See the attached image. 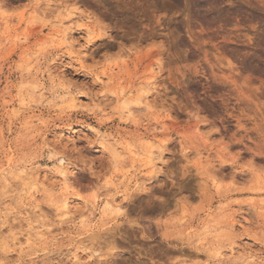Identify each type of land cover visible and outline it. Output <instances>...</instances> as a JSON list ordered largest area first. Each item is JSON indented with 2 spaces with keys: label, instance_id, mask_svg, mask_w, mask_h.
Returning <instances> with one entry per match:
<instances>
[{
  "label": "rangeland",
  "instance_id": "374dc122",
  "mask_svg": "<svg viewBox=\"0 0 264 264\" xmlns=\"http://www.w3.org/2000/svg\"><path fill=\"white\" fill-rule=\"evenodd\" d=\"M263 53L264 0H0V264H264ZM61 158L83 198L65 224L63 184L19 177ZM35 204L51 232L27 242Z\"/></svg>",
  "mask_w": 264,
  "mask_h": 264
},
{
  "label": "bare ground",
  "instance_id": "6f19581e",
  "mask_svg": "<svg viewBox=\"0 0 264 264\" xmlns=\"http://www.w3.org/2000/svg\"><path fill=\"white\" fill-rule=\"evenodd\" d=\"M206 2V1H205ZM213 8V7H212ZM221 10V9H220ZM242 11V10H241ZM220 12V11H219ZM233 12V11H232ZM70 13H72V12H70ZM236 13V12H235ZM219 14V16H221L220 15V13H218ZM249 14V13H248ZM254 14V13H253ZM231 15V14H230ZM204 16H206V15H204ZM207 17V16H206ZM248 19V18H247ZM62 21H61V26H62V29H59V32L60 33H62L63 34V37H64V39L66 40H68L69 38H70V40L72 39V34H69L68 32H66V29H64V27L63 26H67V25H69V26H72V25H74V24H76V23H79L80 22V20L77 18V17H75V16H72V15H70V14H68V15H66L65 16V18H63V19H61ZM202 20V19H201ZM211 20V19H210ZM233 20H234V23L233 24H237L238 23V21L236 20V18H233ZM203 22V21H202ZM207 22V21H206ZM217 22V21H216ZM218 22H220V21H218ZM220 23H222V22H220ZM219 23V25H221ZM223 23H225L224 21H223ZM215 24V23H214ZM226 24H228V23H226ZM217 25V24H216ZM208 28V27H207ZM239 28V27H238ZM209 29V28H208ZM242 29V28H241ZM82 31H84L85 33H87L88 34V36L90 35V34H92V31H93V29L91 28V27H89V26H85L84 28H82ZM227 31V30H226ZM225 31V29H224V32H226ZM232 31V30H231ZM231 31H229V33H232ZM214 33V32H213ZM221 33V32H220ZM246 34V33H245ZM71 37H70V36ZM208 35V34H207ZM215 35V34H214ZM217 35V34H216ZM215 35V36H216ZM227 36L228 35H230V34H228V31H227V34H226ZM232 35H233V33H232ZM205 36V35H204ZM225 36V35H224ZM262 36V35H261ZM90 37V36H89ZM214 37V36H213ZM226 37V36H225ZM229 37V36H228ZM227 37V38H228ZM237 40L236 41H240V39L242 40V42L240 41V43H245L247 46H251V45H253V44H255L253 41H254V39H252L251 37H248L247 35H244L243 34V36H242V34H239L238 35V33L237 34H235V36H234ZM234 37H233V39H234ZM244 37V38H243ZM215 39H217V38H215ZM222 39V38H221ZM229 39V38H228ZM230 39H232V38H230ZM239 39V40H238ZM66 40V41H67ZM69 40V41H70ZM227 40V39H226ZM253 40V41H252ZM91 42V41H90ZM252 42H253V44H252ZM199 44V43H198ZM207 45V44H206ZM217 45V44H216ZM258 45V44H257ZM205 46V45H204ZM220 47V46H219ZM230 48V47H229ZM237 48V47H236ZM245 49H246V47H244ZM257 48V47H256ZM226 50V49H225ZM244 50V49H243ZM247 50H248V48H247ZM220 53V52H219ZM218 53V55H221V54H219ZM246 53V52H245ZM210 54H212V53H210ZM264 54V53H263ZM71 55L76 59V61H80L81 62V57L78 55V54H76V53H71ZM237 55H239V54H237ZM251 55H252V53H251ZM210 56H212L213 57V54L212 55H210ZM228 56V55H227ZM235 57V56H234ZM242 57V56H241ZM220 59H222L221 58V56L219 57ZM213 59V58H212ZM215 61V60H214ZM251 68V67H250ZM226 71V70H225ZM241 73V72H240ZM243 74V73H242ZM242 74H241V77H242ZM239 75V74H238ZM233 76V75H232ZM240 77V76H239ZM101 79V78H100ZM247 79V78H246ZM38 87H40L39 88V90H43L44 89V87L45 86H43V85H38ZM39 90H37V91H39ZM68 92V94H65L66 95V97H67V101L68 102H70L71 104H72V106L74 105V106H78L80 103H82L83 104V102H82V100L80 99V96L79 95H77L76 93H73V92H70V91H67ZM142 97H143V95H140V96H138L136 99H134V100H126V101H123V107H124V109L126 108V109H129L130 110V106H131V104H134V105H136V104H142L143 103V99H142ZM139 107V106H138ZM133 108V107H132ZM135 108H136V106H135ZM31 118H32V116H31ZM97 133H100V135H101V142H102V144L104 145V146H106V147H108L109 148V150L110 151H112V154H113V156L115 157V158H119L120 156H121V152L123 151V148H126V149H128V147H126L124 144H120V142L118 141V139H117V136L116 135H113V134H110V133H101V132H99L98 130H97ZM46 140V139H45ZM48 141V140H47ZM48 143V142H47ZM51 143V142H50ZM101 144V143H100ZM161 147H163V146H165V144H166V140L165 139H161ZM50 144L48 143V146H49ZM155 153H158L157 152V150H154V148H153V146L151 145V150H150V152H149V156H150V159H151V163L153 164V166H155L156 165V162L153 160V159H155V156H154V154ZM160 156V155H159ZM114 158V159H115ZM10 165V163H8V166ZM55 166V165H54ZM11 167V166H10ZM53 170V169H52ZM51 172V171H50ZM53 172H54V177H56L55 178V180L54 181H50V179H49V177H48V174L44 171V170H42L41 168H27V167H24V168H22L21 170H20V176L19 177H21L22 178V183H24L25 185L27 184V185H34V187H35V184H41L43 187H48V185H52V184H55V183H61V184H63V187H64V197H63V199H62V201H61V203H60V205L58 206V207H56L57 208V210H58V212H59V214H60V216H61V219H60V221H61V223L62 224H65V223H69L71 220H72V218H73V216H72V214H73V209H77V207L76 206H78L77 204H79L82 200H83V198H81V197H79V198H75L74 200H75V202L76 203H74V200L71 198V197H69V195H68V189H69V182L71 181V176H70V171H69V167L64 163V161H63V159L61 158V161L59 162V165L58 166H56L55 168H54V170H53ZM52 172V173H53ZM6 173H8L7 172V170H6V168H4V170H3V175L4 176H6L7 174ZM18 173V174H19ZM49 173V172H48ZM7 177V176H6ZM21 183V184H22ZM141 182H138V180H136L135 181V184L134 185H136V186H138V188L140 187V184ZM24 184H22L21 186H24ZM26 185V186H27ZM143 185V184H142ZM25 186V187H26ZM141 188V187H140ZM38 191V193H39V191H40V189H38L37 190ZM8 195V194H7ZM39 196V195H38ZM36 199V198H35ZM76 199H77V201H76ZM79 200V201H78ZM86 201V200H85ZM84 201V204H85V206H87V207H89V203L86 201L85 202ZM13 202V201H12ZM35 203V202H34ZM37 203H38V201H37ZM49 203V202H48ZM50 204V203H49ZM123 203L121 202V200H117L116 198H105V199H103V207H102V211H103V213L105 214L106 212H111V211H121V210H123ZM29 211H27L26 213H24V219L27 221V224L29 225V228H30V231H32L33 230V222L35 223V221H34V217L36 216V217H42V213H41V206L39 205V204H35V205H33V206H29ZM6 210V212H9L10 211V213H13L14 212V209H13V207L12 208H6L5 209ZM4 210V211H5ZM7 210H9V211H7ZM74 210V211H75ZM81 210V209H80ZM86 210V209H85ZM85 210H83V211H85ZM11 211H13V212H11ZM87 211V210H86ZM86 211H85V214H86ZM6 212H4V213H6ZM16 212V211H15ZM76 212V211H75ZM74 212V213H75ZM79 212L80 211H78V215H79ZM19 213V212H18ZM22 213V212H21ZM20 215V214H19ZM75 215V214H74ZM81 215V214H80ZM8 216V215H7ZM82 217L84 216V213L82 212V215H81ZM1 217H3V218H5L4 217V215H3V212L1 213L0 212V219H2ZM23 218V217H22ZM84 218V217H83ZM9 219V218H8ZM15 219V218H14ZM17 219V218H16ZM82 219V218H81ZM2 222V221H1ZM82 222L84 223V219H82ZM4 224V223H3ZM81 225V224H80ZM49 232H51L50 231V229H48V225H46L45 223H41V224H39V225H37V227L35 228V230L34 231H32V232H29V234L31 235V236H29V237H27L26 239H25V241H30L31 239H34V238H44L45 236H46V234H48ZM78 234V233H77ZM77 236V235H76ZM79 236V235H78ZM22 241V240H21ZM20 240H18L17 242H19V243H22ZM213 246V245H212ZM210 247H211V245H210ZM212 248V247H211ZM75 249V251H74V254H73V256H72V258H73V260H75V259H77L78 260V258L80 257L79 256V253L78 252H80V249H79V247H76V248H74ZM216 249V254L215 255H218L219 254V256H222V254H223V252L221 251H219L217 248H215ZM235 249V248H234ZM210 253H211V251H210ZM218 257V256H217ZM79 261V260H78ZM80 263V262H79Z\"/></svg>",
  "mask_w": 264,
  "mask_h": 264
}]
</instances>
